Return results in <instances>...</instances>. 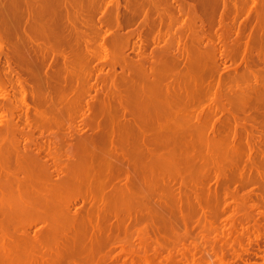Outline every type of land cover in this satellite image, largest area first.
<instances>
[{
    "label": "bare ground",
    "instance_id": "1",
    "mask_svg": "<svg viewBox=\"0 0 264 264\" xmlns=\"http://www.w3.org/2000/svg\"><path fill=\"white\" fill-rule=\"evenodd\" d=\"M175 1L179 5V11L188 15V11H185V0H173L174 3ZM194 1L203 7L204 1L207 0ZM107 2L113 10L112 14L109 15L108 12L109 17L108 15L98 17L101 14L97 15V13L105 6L103 0H0V57L1 54H5L6 73L9 75L6 80V74L2 76L0 72V99H2L0 101V255L3 257L0 260L1 262L7 260L5 264L9 260H13L9 262L10 264L17 263L20 259L24 261V257L25 260L30 261L29 263L25 261L27 264L33 262L39 264L42 257V263H47L45 260L49 259V264L51 260L53 261L51 264H65L66 260L68 264L70 261L72 264H80V255H82L80 253H83L86 247L89 249V255H96L99 258L101 255H107L106 251L100 248L105 243H108L105 245L110 248L107 252L113 254L111 253L114 249L113 244H116L114 242L117 240L121 243L125 238L129 241L135 238H139L138 242L144 241L142 238L147 235L149 231L147 228H151L148 224L154 225L151 229L158 225L148 222L153 221L154 218L157 220L153 222L161 220L158 211L155 213L154 210H150L149 207L152 206L148 204L152 205V203L146 201L152 198L151 194L158 196L157 199L155 197L158 205H154V208L159 206L161 209L164 204L162 203L163 185L166 187L168 184L170 187L177 185L176 182L183 183L186 181V176L191 177L195 174L197 171L195 168L207 170L212 165L216 166L215 163L219 166L218 136L221 133L214 129L216 121L220 118H215L213 123L206 125L204 122L213 118L205 120L203 116L205 113H211L219 117L218 112L223 113L225 110L221 109L215 100L211 99L213 101L209 102V97L207 101L209 104L205 103L206 106L202 104L200 106L197 103L198 98H195L198 88H202V85H199L202 84L201 81H198L195 75L196 67L203 59L205 60V57L210 58L206 56L208 53L199 52L197 49L189 51L184 37L183 46L179 45L183 43L182 39L176 38L181 41L176 40L179 46L175 51L168 49L167 46H171L166 43L169 41L168 36L165 38L168 41L164 39V44L159 43L162 44L158 46L159 51L155 52V49L149 48L151 52L149 53L146 48L145 51L142 50L143 44L148 41L153 43L156 40L161 42L162 35L150 36L148 33L144 39L139 35L137 42H140L133 44L134 34L123 31L126 23L130 25L141 19L140 26L149 27V32L153 33L155 31L153 29H159L158 26L163 25L166 16L164 5L171 4L172 1L125 0L124 6L121 0ZM197 3H188L189 9L195 12L199 8ZM108 11L111 12L110 9ZM174 16L171 19H176L173 18ZM195 19L197 20L196 16L193 22L190 19L188 25L195 23ZM104 27H108L105 29L106 32L103 30ZM107 33L111 34L110 38H106ZM184 34L185 32H178L181 37ZM150 37L155 38L149 40ZM193 40L196 41L192 43H202L199 39L197 41V37H193ZM222 40H220L221 45H223ZM196 44L192 48L203 47L200 50L204 51L210 49L209 46L206 48L205 45ZM244 45L243 43V47ZM5 47L8 48V52L4 53ZM131 49L138 53V58L129 56L127 50ZM166 50L178 53L176 57L178 61L175 62L178 66L179 61L187 60V56H194L197 52L195 56L198 61H191L188 65V59L186 62L188 67L183 71V77L178 69H184L185 65L177 67L178 75L183 81H180L182 79L177 77V74L176 77L168 78L167 74H172L170 63L174 65L175 57L169 56L173 53L168 54ZM211 52L210 55L213 54ZM171 58L174 61H171ZM96 60L100 61L94 65ZM98 65L102 68H96ZM106 65L111 69L104 73L103 68ZM117 66H121L120 73L116 70ZM172 68L175 69L176 66ZM107 79L110 81L108 85H106ZM146 80L149 84L145 83ZM165 80L175 81L166 83ZM122 85H126L125 87L130 85V89L128 87L124 89ZM9 86L13 91L8 89ZM220 86L217 81V89ZM162 88H165L166 92L157 94L158 89L163 90ZM121 89L130 90L131 93L123 92ZM92 90L95 92L94 95L91 94ZM10 92L14 97H11ZM202 101L203 99L199 100L200 103ZM22 108L25 114H21L24 117L21 116L20 121H17L15 112ZM229 111L227 110L232 114ZM208 125H210L208 131L210 135L205 131ZM87 129L91 132L84 135ZM36 130L41 136L52 135L47 144L34 142ZM222 136L229 146H234L237 141L236 131L234 134L226 133ZM33 144L35 146H32ZM179 179L181 181H177ZM181 185L175 186L174 188L177 187L175 191ZM170 190L174 189L170 188ZM170 190L168 189L172 192ZM148 194L151 197L147 198ZM231 197L233 199V196ZM79 199L88 205L82 209L72 207ZM39 223H41L40 228L34 229ZM145 238L151 236L147 235ZM145 242H141L143 245L138 244L144 249ZM80 247H84L82 251ZM122 251L124 253L120 255L131 254ZM136 252L138 251L132 253ZM38 254L39 259L36 256ZM27 256L30 258L28 259ZM19 262L21 264L22 260Z\"/></svg>",
    "mask_w": 264,
    "mask_h": 264
},
{
    "label": "rangeland",
    "instance_id": "2",
    "mask_svg": "<svg viewBox=\"0 0 264 264\" xmlns=\"http://www.w3.org/2000/svg\"><path fill=\"white\" fill-rule=\"evenodd\" d=\"M103 1L105 2V6L102 7V9H101L102 11L100 10V12L97 13V15L101 14V15H98V17L99 16L105 17L108 14L111 15L113 12L112 8L109 6V4L107 2L108 0H103ZM169 1H172L171 4L174 6L171 7L172 5L169 3L164 5V7H163L164 8V14L166 16L164 17L163 25L158 26L159 29H156V28L153 29V30H155V31L152 30L153 33L151 31L149 32V30H150V29H148L149 27L145 26L146 28H144L143 26H140V24L142 25V23L139 22V21H141V19H139L138 21H136L135 23L130 24V25H127V23L125 22L126 25H125L123 31H125L126 33L132 32L134 34V37L132 39L133 44H134V42L136 43L137 40H139V39H137L139 35H141V37L143 39H144V36L148 35V33H150L149 34L150 36H158L159 37V35H162V36H160L161 38H163V39H161L162 41L160 40L161 42H159V41L157 42V40H156L153 43H152V41H148L149 43L145 42L143 44L142 50L145 51L146 49H148L147 51L149 53H151L149 48H151V50L155 49V52L159 51L160 47L158 48V46L162 45V44L159 45V43L164 44L165 40H166L165 38H166V36H168L169 41L168 40H166V41H168L169 43L168 42H166V43L168 45H171V46H167L168 49L175 51L179 45L183 46V44L186 42V45H187V48L189 49V51L191 50V52H192V51H196V49H197V50H199V52L208 53L206 56H210V58H212V59H210L209 57L208 58L205 57V60L203 59L201 61V63H198V65H200L201 67L199 68L198 65L196 67V71H195L196 73L195 72L194 73H195V75H197V80L199 79L198 81H201L202 84L199 83V85H202V88L199 87L198 90L201 88L200 92L197 90V92L195 93L198 97L195 95L194 96H195V98H198L197 103L199 105L202 104L203 106H206L205 103L209 104V102H212L213 100H215V102H217V105L221 109L225 110L223 113L221 111L218 112L219 117H216L217 116L216 114H211V113H208V114L205 113L203 116L205 120H209V119L213 118L211 121H205L204 124H206V125L213 123V121L216 120L215 118H220L219 121H216L215 129H214L215 131H219L221 133V135L218 136L220 138V141H219L220 145L218 146V151L219 150L220 151L217 154V158H218L217 161H219V163H218L219 166H217V164L215 163L216 166L212 165L211 167H209L211 169L208 168L207 170H205V169L199 170V168H195L197 170V171L194 170V172L196 171L195 174L192 175L191 177L186 176V178H185L186 181H183V183H182L181 179H179L177 181H181V182L180 183L176 182L177 185H174V186L171 185L170 187H168L169 185L167 184L166 187H168V188H166L163 185L162 196L163 195L164 196H163L162 203L164 202V204H162L163 206L160 207L161 209H159V206L156 207V209L154 208V205L157 206L158 204L156 203L157 200H155L156 196H154V194H151L152 198L153 197L154 198L153 199L150 198L149 200H146V201L151 202L152 205L148 204V203L147 204L149 206H152V207H149L150 210H154L155 213H156V211H158V215L161 216L160 217L161 220L158 219V222H162V223H158L157 221L153 222V221H155L156 218H154L153 221L148 222V223L158 224V225H155L154 229H151V228H153L152 226H154V225L147 223L148 225L151 226V228H147L149 230V231L147 230L149 234L148 233H146V234L148 235V237L151 236V238H145L147 236V235H145L144 238L141 237L142 240L144 239V241H139V242H138L139 238H135V237H134L135 239H131V241H129L128 238H125L124 240H122V243L118 242L120 240H117L114 242L117 245L113 244L114 249H112V250L114 252L111 250L112 251L111 253H113V254H109L108 253L109 251L107 252V250H109L110 248H109V246L105 245L108 243H105L103 245L106 247L101 246L100 248L103 249L104 251H106L107 255H101L99 258L96 257V255L95 256L89 255L88 247H86L87 253L84 254V252H86V249L84 247H83L84 249L82 247H80V251H82L81 249H83V253L82 252L80 253V254H82V255H80L81 256L80 264L82 262H83V264H264V181H262V180H264V170H263V168H264V153H262V152H264L263 151L264 150V72H263L264 71V0H257V1L256 0H219V1L218 0H210V1L207 0V1H204L203 7L199 6L200 3L198 4L194 0H185L184 1L185 6H186L185 11H188V13H189L188 15H186V14L184 15L179 11V5L176 3V1H175L176 5L173 2V0H169ZM169 1L166 0V2H169ZM193 2L197 3L196 5H197V7H199V8H197L198 11L197 10L195 11L196 13L193 10H190L191 8L189 9V6H188V3H193ZM218 3H220V4H218ZM121 4H122V6H124L125 0H121ZM254 4L256 6H254ZM177 5H178V7H177ZM108 9H110L111 12L108 11ZM124 10L125 9L123 8V11ZM103 11H106V12H103ZM174 11H176V13H174ZM102 12H103V15H102ZM109 15H108V17H109ZM172 16H174L173 18H176V19H171ZM195 16L197 17V20L195 19L196 21H194L195 23L188 25V24H190V22H189L190 19H192L191 22H193V18H195ZM201 16H205V17H201ZM183 17H185L184 18L185 20L183 19ZM123 18H125V17H123ZM177 19H181V20H177ZM174 20H175V22H174ZM184 22H186V23H184ZM196 22H198V23H196ZM219 23H221V24H219ZM184 25H186V26H184ZM174 26H176V27H174ZM199 26H201V27L199 28ZM137 27H139V28H137ZM177 27L180 30L177 29ZM106 28H108V27L103 28V30L105 32H106V30H105ZM213 28H215V29L213 30ZM164 30H166V31H164ZM160 32H161V34H160ZM178 32L179 33L185 32V34L182 35V37H181V35H178ZM155 33L156 34L159 33V34L153 35ZM212 33H214L213 34L214 37H213ZM107 34H108L107 35L108 37H106V38H110L111 34H109V33H107ZM135 34H137V35H135ZM183 37H184L185 42H183L184 41ZM193 37H197V41L199 39L200 40L199 42L203 43V44L202 43L196 44L198 42H194L196 45H198V46L199 45H201V46L205 45L206 48L209 46L208 49L210 48L209 50H211V51L213 50V52L210 51L211 54L212 53L213 54L210 55L209 54L210 52H207V51H209L207 49H205V51L200 50L203 47L202 48H192V47H195L194 46L195 44L192 42L196 41V40H193ZM153 38H155V37H153ZM153 38L150 37L149 40H154ZM176 38H181L183 43L181 44L180 39H176ZM221 39H223L222 41H223L224 46L221 45L222 44L220 42ZM133 40H136V41H133ZM176 40L180 41L179 45H178ZM216 40H219L220 44ZM171 41H173V42H171ZM138 42H140V41H138ZM138 42H137V44H138ZM214 42H217L216 45L218 47L216 45H214L215 44ZM154 43H156V44H154ZM243 43L245 44L244 47H243ZM145 45H146V47H145ZM214 46H216V47H214ZM152 47H154V48H152ZM135 48H136V51L138 52L139 51V50H137L138 45H136ZM222 48H224V49L222 50ZM192 49H194V50H192ZM171 50H166V51H168L167 52L168 54H169V52H172L175 55V56H173V54H171V53L169 55L173 58L175 57L174 58L175 61L172 58L170 59L171 61H174V65H172L173 63L171 64L169 61L170 65H171L169 68L172 70V74H167L169 76L168 78H171L170 76L176 77V74H177V77L181 78V76L183 77V73H184L183 71H185L186 68L188 67V65H190V62L194 61V60L198 61V58L196 57L197 52H195L194 56H192V55H189V57L187 56V60L186 59H184L185 61L182 60L184 62L179 61L180 65L178 66V65H175L176 64L175 62L178 61V58H176L178 56V53L171 51ZM127 51L129 53V56H131L133 58H138V55H137L138 53H136L135 50L131 49V50H127ZM5 52H8L7 47H5V49H4V53ZM199 52H198V54H199ZM214 54H216V55H214ZM4 55L5 54H1V57H0V59H1L0 60V62H1L0 63V72H2L1 73L2 76H4L6 74L5 79L7 80V78H8L7 76H9V75L6 73L7 72V63L4 62L6 59L5 58L6 56H4ZM222 58H224L225 60H223ZM168 59H169V57H168ZM188 59H189V61H188ZM99 61L100 60H96V63L94 65L98 64ZM187 61L189 62V63H187L188 65H186ZM181 62L184 64H182ZM4 63L6 66L4 65ZM220 63H222V64H220ZM181 65L182 66L185 65V66H183L184 69H182V68H180L181 70L178 69V71L182 72V75L180 74L181 76H179L178 75L179 73L177 71V67H181ZM219 65H220V67H219ZM172 66H176V68L174 69V68H172ZM4 67H6L5 68L6 70L4 69ZM100 67H101V65H98L96 68L100 69ZM234 67L236 68V70ZM110 69L111 68L108 67V65H106L105 68H103V72L104 71L107 72V70L110 71ZM116 70H117V72L120 73L122 71L121 66H117ZM168 71H170V70H168ZM212 71H214V72H212ZM3 72H4V74H3ZM210 73H212V74H210ZM92 78H94V75ZM179 78H178V80H179ZM181 79L182 80H180V81H183V78H181ZM91 80L93 81V79H91ZM108 80L109 79L106 80V85H108L110 82ZM175 80L177 81V79H175ZM175 80H170V81H175ZM216 80L221 85L219 87V89H217V87H216L217 86ZM170 81L168 80V81H166V83L170 82ZM147 82L148 81L146 80L145 83L149 84V82L148 83ZM122 84H126V83L122 82ZM212 84H214V85H212ZM125 86L126 85H122V88H124V89L129 88L130 89V85H127L128 88ZM228 86H231V87L228 88ZM257 86H259V87H257ZM243 88H245V89H243ZM8 89L10 91H13L12 87H10V86L8 87ZM162 89L163 90L158 89L159 92L157 91L158 92L157 94L161 95L163 92H166L165 88H162ZM213 89H215V90H213ZM121 90H123V89H121ZM126 91L131 93L130 90H123V92H126ZM132 91H134L133 88H132ZM211 92H212V94H211ZM94 93L95 92H93V90H92L91 94L94 95ZM10 94H11V97H14L12 92H10ZM123 94H126V93H123ZM201 94L203 96H201ZM229 94H230V96H228ZM249 94H251V95H249ZM206 95H208V96H206ZM211 96L214 98H212ZM208 97L210 98V100L208 99ZM237 98H239V100ZM202 99H203V101H202V103H200L199 100H202ZM211 99H213V100H211ZM245 99H247V100H245ZM249 99H251V100H249ZM1 100L2 99H0V101ZM208 100H209V102H207ZM247 102H249V103H247ZM237 103H238V105H237ZM202 105H200V106H202ZM22 110L24 111V109L22 108V109H19L15 112L17 121H20L19 118H21L22 114H25V112L23 113ZM227 110L228 111L231 110L229 112H232V114L228 113ZM22 117H24V116H22ZM250 117H252V118H250ZM80 122H81V120H80ZM261 123H262V125H261ZM209 126L210 125H208V127L206 126L207 128L205 127V131L207 133H209V135H210V132H208ZM61 128L62 127H60V129ZM84 128H85V126H84ZM65 129H63V132L65 131ZM235 131L237 134V136H236L237 141H236V143H234V146L230 145L231 146L230 147L229 144L226 143V141L224 142V139H223L224 137L222 135H225L226 133L231 135V134H234ZM88 132L89 133L91 132L90 129H87L86 132L84 131L83 134L85 135ZM60 133H62V131H60ZM81 134H82V132H81ZM211 135H212V133H211ZM51 136L52 135L48 136V134L41 136L39 131L36 130L34 132V142L37 144L38 143L40 144L42 142L47 144L48 141L50 140ZM257 139H259V140H257ZM246 140H247V142H246ZM32 146H35V145L33 144ZM244 156H245V158H243ZM240 158H243V159H240ZM253 164H255V165H253ZM251 165H253V166L251 167ZM226 167H228V168H226ZM244 168H245V170H244ZM251 168H253L254 170ZM249 169H251L252 171ZM217 170L219 172H217ZM201 171H204L202 173H205V175H203L201 173ZM261 174H262V176H260ZM217 175H219V176H217ZM178 177H180V176H178ZM261 177H263V178H261ZM191 178H193V179H191ZM188 179H191V180H188ZM216 180H218V181H216ZM241 180H243V181H241ZM184 182L187 183V185ZM254 182L256 184H254ZM183 184H185L186 186ZM180 185H181V187H180L181 189L178 188L177 191H175L177 187L176 188H174V187L180 186ZM211 185H212V187H210ZM184 187H186V188H184ZM192 187H193V190H192ZM170 188L174 189V190H170ZM230 188H232V189H230ZM168 189L170 191H172L173 194H172V192H169ZM198 190H201V191H198ZM185 191H186V193H184ZM187 191H191V192H187ZM192 191H194V192H192ZM195 191H196V193H195ZM199 192H201V193H199ZM231 192H232V194H231ZM210 193H213V194H210ZM160 194H161V192H160ZM185 194H187V195H185ZM151 195L148 194L147 198L151 197ZM177 195L179 197H177ZM235 195H237V196H235ZM214 196H216V197H214ZM231 196H233V199ZM157 197H156V199H157ZM195 197H196V199H195ZM151 199L155 203H153ZM179 199L181 201H179ZM235 200H236V202H235ZM166 201H167V203H166ZM171 201H173V202H171ZM199 201L202 203H200ZM242 201H244V202H242ZM182 202H184V204L185 203L186 204L184 205V204H182ZM75 203H76V204H74L75 206L73 205L72 207H74V208L77 207L80 209H82L88 205V203L84 204V202L81 199L77 200ZM177 203H179V204H177ZM196 204L198 206H196ZM224 205H226V206H224ZM215 206H217V207L215 208ZM174 209L177 211H175ZM179 209H180V211H179ZM183 211H185V212H183ZM230 213H234V214L231 215ZM235 213H237V214H235ZM166 216H168V217H166ZM191 216H193V217H191ZM148 219H150V218L148 217ZM148 219H147V221H149ZM173 219H175V220L173 221ZM176 219H178V220H176ZM164 220H166V221H164ZM188 220H190V221H188ZM178 221H180V222H178ZM223 222H225V223H223ZM159 224H162V225H159ZM148 225H147V227H148ZM163 225L165 227L167 226L166 227L167 229L165 227H162ZM40 226H41V223H39V225L36 224L35 228L34 227L33 228L38 229V228H40ZM33 228H31V229L33 230ZM176 228H178V229L175 230ZM191 228H193V229H191ZM193 231H194V233H193ZM209 233H211V235ZM183 234H185V235L183 236ZM202 236H204V238ZM212 237L214 238V240ZM141 238H140V240H141ZM156 238H158V239H156ZM177 238H179V239L176 241ZM127 241L131 242L133 244L128 243ZM141 242H145L144 249H143V246H141V245H143V243H141ZM147 242H149V243H147ZM157 242H159V243H157ZM138 243H141V245ZM163 245H165V246H163ZM120 246H122V247H120ZM124 247H126V248H124ZM121 249L127 253H131V254L126 253L127 255H130V256H126L124 254L120 255V253H124ZM135 249L140 253H138V252H136L135 254L132 253L133 251H136ZM128 250H131V251H128ZM142 250H144V251H142ZM117 252H118V254H117ZM30 254H34V253H30ZM83 254H84V256L86 255L87 257L84 258ZM88 255L91 257L88 258L89 257ZM29 256H32V255H29ZM36 256L38 259L40 258V257H38V256H40L39 254ZM1 257L2 256L0 255V258ZM92 257H94L95 260ZM25 258L26 257H24V261H23V259H20V258L19 259L22 260V263H23V262L27 261V260H25ZM27 258H28V256H27ZM33 258H31V259L33 260ZM46 258H50V257H46ZM123 258H125V259H123ZM1 259H3V257ZM42 259H43V257L40 258L41 263H39V264H49L48 263L49 259L48 260L44 259L45 261H47V263L46 262L42 263ZM84 259H85V261H84ZM142 259H145V260H142ZM40 260H37V261H40ZM44 260H43V262H44ZM5 261H7V260H5ZM5 261H3L4 264H5ZM11 261H13V260H11ZM11 261L9 260V262H11ZM16 261H18V259ZM19 261L17 263L16 262H13V263L19 264L20 263ZM66 261H65V264L67 263ZM0 262H1V260H0ZM3 262H1V264H3ZM27 262H25V264H27ZM51 262H53V261L51 260ZM51 262H50V264H51ZM160 262H162V263H160ZM8 263H6V264H8ZM34 263L35 262L30 263V264H34ZM69 264H72L71 261Z\"/></svg>",
    "mask_w": 264,
    "mask_h": 264
}]
</instances>
